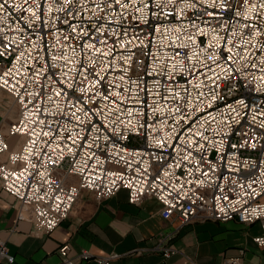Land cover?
Here are the masks:
<instances>
[{
  "label": "built area",
  "instance_id": "1",
  "mask_svg": "<svg viewBox=\"0 0 264 264\" xmlns=\"http://www.w3.org/2000/svg\"><path fill=\"white\" fill-rule=\"evenodd\" d=\"M0 91L18 108L0 128V190L36 231L82 191H124L180 226L258 224L264 250V0H0Z\"/></svg>",
  "mask_w": 264,
  "mask_h": 264
},
{
  "label": "crops",
  "instance_id": "2",
  "mask_svg": "<svg viewBox=\"0 0 264 264\" xmlns=\"http://www.w3.org/2000/svg\"><path fill=\"white\" fill-rule=\"evenodd\" d=\"M17 115V106L0 91L2 129ZM7 142L10 149H17L21 141L7 137ZM5 160L0 155V164ZM160 210L152 197L133 206L124 191L103 201L82 191L68 218L52 233L42 234L35 230L31 208L0 190V241L14 257L13 264H63L58 251L65 244L70 247L68 259L76 264L83 252L109 257L111 264H228L235 258L264 264V250L253 243L262 233L258 224L195 220L180 226L163 220ZM170 245L178 253L168 259L155 250Z\"/></svg>",
  "mask_w": 264,
  "mask_h": 264
},
{
  "label": "rangeland",
  "instance_id": "3",
  "mask_svg": "<svg viewBox=\"0 0 264 264\" xmlns=\"http://www.w3.org/2000/svg\"><path fill=\"white\" fill-rule=\"evenodd\" d=\"M12 100V99H11ZM12 102H13V100H12ZM14 103V102H13ZM15 104V103H14ZM17 117H18V115H17ZM17 119V118H16ZM15 119V120H16ZM0 128L2 129V127L0 126ZM6 129V128H5ZM5 129H4V131H5ZM3 130V129H2ZM18 138V137H17ZM18 141L20 142L21 140L18 138ZM21 143L22 142H20L19 143V146H18V148L20 147V145H21ZM17 148V149H18ZM0 155H5V154H0ZM94 198L96 199V200H98L95 196H94ZM111 198V197H110ZM110 198H107V199H110ZM107 199H104V200H107ZM98 201H103V200H98ZM33 224H34V222H33ZM34 227H35V225H34ZM39 233H42V234H45V233H43V232H41V231H39ZM5 244V243H4ZM172 247H174V245L172 246ZM6 248H7V246H6ZM60 249V248H59ZM70 249V248H69ZM174 250H176L175 248H174ZM59 252V251H58ZM178 253V251L176 250V252H175V255ZM59 255H60V252H59ZM60 257H61V255H60ZM172 257V256H171ZM61 259H62V257H61ZM62 262H63V260H62ZM110 264H111V262H112V259H110ZM5 263V262H4Z\"/></svg>",
  "mask_w": 264,
  "mask_h": 264
}]
</instances>
